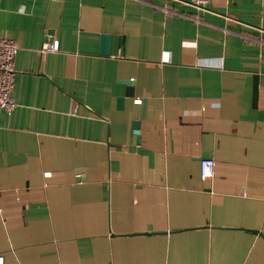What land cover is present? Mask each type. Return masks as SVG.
<instances>
[{
    "label": "crops",
    "instance_id": "obj_1",
    "mask_svg": "<svg viewBox=\"0 0 264 264\" xmlns=\"http://www.w3.org/2000/svg\"><path fill=\"white\" fill-rule=\"evenodd\" d=\"M180 1L0 0L4 264H264V0Z\"/></svg>",
    "mask_w": 264,
    "mask_h": 264
},
{
    "label": "built area",
    "instance_id": "obj_2",
    "mask_svg": "<svg viewBox=\"0 0 264 264\" xmlns=\"http://www.w3.org/2000/svg\"><path fill=\"white\" fill-rule=\"evenodd\" d=\"M225 2L227 0H224ZM184 5L189 6L197 11H207V5L212 0H181ZM212 13L217 14L214 11ZM58 45L56 41L46 42L42 46L43 51H56ZM18 51V45L12 39L0 37V110L10 113L16 107V103L11 97V91L14 85L15 67L14 61ZM136 103L140 102V99L134 100ZM205 166L210 167L211 175L205 176ZM199 175L202 181L211 179L214 176V161L212 158H202L199 162ZM0 264H4V257L0 255Z\"/></svg>",
    "mask_w": 264,
    "mask_h": 264
},
{
    "label": "water",
    "instance_id": "obj_3",
    "mask_svg": "<svg viewBox=\"0 0 264 264\" xmlns=\"http://www.w3.org/2000/svg\"><path fill=\"white\" fill-rule=\"evenodd\" d=\"M104 39V43H105V40L107 39L106 36L103 37ZM103 52L107 53V43L106 45L104 44V50ZM126 86H127V91L125 92L124 96L120 97L118 99V105L121 106L122 105V101L124 100V97H129V96H133V92H132V86H131V81L130 80H126L123 82ZM255 89H254V96H255ZM133 127H134V134L136 136H138L139 134V130H138V122L137 121H134L133 122Z\"/></svg>",
    "mask_w": 264,
    "mask_h": 264
},
{
    "label": "clouds",
    "instance_id": "obj_4",
    "mask_svg": "<svg viewBox=\"0 0 264 264\" xmlns=\"http://www.w3.org/2000/svg\"><path fill=\"white\" fill-rule=\"evenodd\" d=\"M204 175L206 177L211 175V171H210V167L209 166H205Z\"/></svg>",
    "mask_w": 264,
    "mask_h": 264
}]
</instances>
